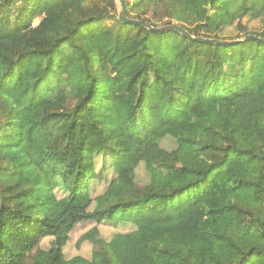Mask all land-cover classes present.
Here are the masks:
<instances>
[{
	"label": "trees",
	"instance_id": "obj_1",
	"mask_svg": "<svg viewBox=\"0 0 264 264\" xmlns=\"http://www.w3.org/2000/svg\"><path fill=\"white\" fill-rule=\"evenodd\" d=\"M123 1L155 28L256 38L154 33L116 0H0V264H264V0ZM235 160L259 176L225 188L255 193L213 200ZM84 223L129 231L94 227L68 258Z\"/></svg>",
	"mask_w": 264,
	"mask_h": 264
},
{
	"label": "rangeland",
	"instance_id": "obj_2",
	"mask_svg": "<svg viewBox=\"0 0 264 264\" xmlns=\"http://www.w3.org/2000/svg\"><path fill=\"white\" fill-rule=\"evenodd\" d=\"M230 56H231V58H229V56L227 55V58L233 60L232 55H230ZM161 70L164 73L171 72L170 69L168 67H165V66H162ZM138 97H139V92H138L137 88H133L127 96L128 105L134 104ZM179 159H182V157L179 156ZM98 162H99V166H100L101 165L100 160ZM156 173H157L156 185L158 187L165 186L171 180H174V182L176 183V182H179L185 178V174L183 171L179 172V174L176 173L174 175L175 178H173V179L163 170H156ZM248 173H251V174L255 175L256 177L259 176L255 165H248L243 160L233 161L231 163L230 167L228 168V170L227 171L225 170V172H223L221 174L220 179H219V182L222 183L221 187H223L224 189L220 191L219 189L216 188V184H215L214 187H212V189L210 190L211 198L213 200L222 201L225 199V197H227L229 195H232L235 197H237V196L246 197L252 193H255L254 191L246 190V189L234 190V191L230 192L225 188V185L223 184L224 181L228 178H233V177L243 178ZM138 178L140 181L148 179L147 175L145 174V172L143 170L139 171ZM109 179H110V176H109ZM95 186H96V193L99 194L106 187V181L102 182L100 184H97ZM94 227L98 228L99 236L102 238H109L113 234H116L119 232L129 231V229H127L126 227H123L121 225L120 226L96 225L95 223H84L74 231V235L70 239V242L68 243V245L65 249V253H66L68 258H73L75 256H82L85 258L91 257L92 245L89 242H85V241L80 242V238L83 234L89 232ZM50 245H51L50 240H45L42 243V248L48 249L50 247Z\"/></svg>",
	"mask_w": 264,
	"mask_h": 264
},
{
	"label": "water",
	"instance_id": "obj_3",
	"mask_svg": "<svg viewBox=\"0 0 264 264\" xmlns=\"http://www.w3.org/2000/svg\"><path fill=\"white\" fill-rule=\"evenodd\" d=\"M116 1L122 7V11L119 15V21L121 23H123L125 25H128V24L139 25V26L147 28L149 31L154 32V33L165 32V31H176V32L181 33V35H183L184 37H188L191 39L200 40L201 42H204V43L216 44V45H237L241 42H245V41L256 38L254 36H248L246 39L237 40V41H219V40H215V39H198V38L192 37L186 30H184L183 28H181L177 25H168L165 27L155 28V27L151 26L150 24H148L147 22H143V21H139V20H135V19H129L124 12V1L123 0H116Z\"/></svg>",
	"mask_w": 264,
	"mask_h": 264
}]
</instances>
